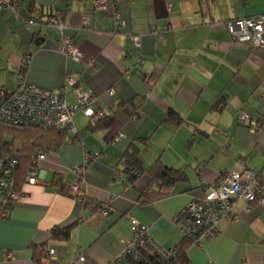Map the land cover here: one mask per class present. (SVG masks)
I'll return each instance as SVG.
<instances>
[{
  "label": "crops",
  "instance_id": "1",
  "mask_svg": "<svg viewBox=\"0 0 264 264\" xmlns=\"http://www.w3.org/2000/svg\"><path fill=\"white\" fill-rule=\"evenodd\" d=\"M94 1L19 0L16 13L0 12V105L15 91L29 54L27 82L60 90L71 74L94 93V108L105 112L94 119L77 112L75 137L65 132L60 145L25 158L27 167L38 151H48L36 161L45 183L29 184L24 172L22 198L8 219H0V264H35L49 248L60 253L54 264H108L132 235L130 215L164 247L179 245L181 264H264L259 204L247 211L240 201L238 218L222 221L201 247L184 239L174 221L192 197L204 194L201 178L215 182L224 171L250 168L264 179V127L252 132L238 121L245 110L264 123V46L234 43L224 25L264 14V0H109L99 10ZM115 11L125 27H116ZM50 16L63 23V34L47 24ZM30 18L37 23L27 29ZM139 34L137 47L132 37ZM63 36L81 47L80 62L63 54ZM67 91L73 104L71 87ZM170 111L182 122L170 119ZM119 133L124 137L113 143ZM85 149L103 154L83 171L87 207L60 190L75 181L71 167L81 165ZM134 149L144 172L132 179L125 154ZM158 161L187 173L162 196L165 188L146 170ZM103 205L110 208L107 216L100 212ZM77 220L67 240L52 236L53 228Z\"/></svg>",
  "mask_w": 264,
  "mask_h": 264
},
{
  "label": "built area",
  "instance_id": "2",
  "mask_svg": "<svg viewBox=\"0 0 264 264\" xmlns=\"http://www.w3.org/2000/svg\"><path fill=\"white\" fill-rule=\"evenodd\" d=\"M108 1L95 0V9H105ZM18 4L19 0H0V12L3 9H10L16 13ZM114 17L117 28L125 27L126 23L119 11L114 12ZM36 23V19L30 18L25 20V27L29 29ZM47 24L56 27L63 34L65 26L56 16H50ZM224 25L234 43L250 47L264 46V14L256 17L232 18ZM166 29L168 26L165 27ZM154 33L163 37L162 31L154 29ZM142 37L141 34L132 37L137 47L141 46ZM61 46L63 54L69 60L80 62L83 59L81 47L70 37L63 36ZM30 62L31 56L28 54L21 62L16 90L0 105L1 122L54 129L76 136L78 128L74 116L77 112H83L90 119L105 117L103 110L95 109L93 106L96 101L94 93L85 89L71 74L67 75L64 86L60 90L44 88L27 82L24 73ZM67 87H71L74 97L73 104L68 101ZM108 93L115 95V88H109ZM238 121L252 132L264 127L263 122L254 119L245 110L239 113ZM123 137L124 134L119 133L112 142L116 143ZM47 155V150H40L32 160L26 175L29 184L45 183L36 161L46 159ZM102 157L103 154L100 151L85 149L81 165L71 167V171L76 176L75 181L70 185L71 193L78 197L81 204L84 193L83 171L91 162ZM18 165L17 158L0 155V219H8L14 205L23 196V190L18 188L16 183L15 171ZM200 186L204 194L200 197H192L174 217V221L182 231L183 238L196 247H201L204 241L217 235L222 221H234L238 218L240 201L244 203V209L247 211L253 204L264 207L263 176L260 172L250 168L224 171L215 182H208L201 178ZM100 212L107 216L110 212L109 206L105 205ZM129 218L133 226L132 235L124 241L123 250L108 264H157L155 261L171 264L179 254V246L164 247L152 237L147 225L133 215ZM59 256L60 253L55 248H49L44 252L39 264H54ZM79 260H85L83 252L79 253Z\"/></svg>",
  "mask_w": 264,
  "mask_h": 264
},
{
  "label": "trees",
  "instance_id": "3",
  "mask_svg": "<svg viewBox=\"0 0 264 264\" xmlns=\"http://www.w3.org/2000/svg\"><path fill=\"white\" fill-rule=\"evenodd\" d=\"M168 117L177 123L182 122V118L173 111L169 112ZM108 123L109 122L105 123L104 125L106 126ZM90 128L94 129L95 126H91ZM3 131H6L7 133L13 135L14 140H7L3 138V135L1 134V132ZM65 134V132H59L54 129H44L36 126L11 125L0 121V155L3 157L18 159L19 165L15 171L16 183L18 188L21 187L20 182L23 180L22 177L24 176V172L28 171L30 165L29 164L27 167L25 166V158H31V153L39 148L49 149L51 148V146L58 145V143L60 145ZM25 137L28 138V140H23V138ZM125 157L127 162L126 170L130 174L132 179L136 178L138 175L144 172V169H142V161L137 149L128 151L125 154ZM146 170L151 174L155 182L159 183L163 188H165L159 192L160 196L165 195L176 182L185 181L187 179V173L184 169L168 167L159 161ZM135 172H137V174H135ZM54 183L60 186V179L57 178ZM60 190L67 191V193L71 194L70 188L66 189L65 187H61ZM82 198V206L87 207L90 201L85 197L84 194ZM104 207L105 205H103L100 210H102ZM78 222L79 220L65 227H55L51 230V234L54 238L67 240L70 237L73 227ZM184 258L185 253H183V251L179 247V254L171 264H181L184 262ZM40 262L41 255L35 258V264H39ZM155 262L157 264H163L160 261Z\"/></svg>",
  "mask_w": 264,
  "mask_h": 264
}]
</instances>
